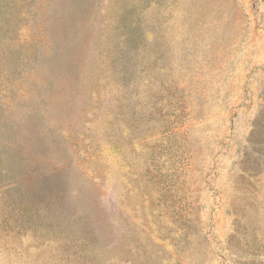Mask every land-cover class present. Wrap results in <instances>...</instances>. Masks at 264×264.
I'll return each instance as SVG.
<instances>
[{
    "label": "rangeland",
    "instance_id": "obj_1",
    "mask_svg": "<svg viewBox=\"0 0 264 264\" xmlns=\"http://www.w3.org/2000/svg\"><path fill=\"white\" fill-rule=\"evenodd\" d=\"M0 264H264V0H0Z\"/></svg>",
    "mask_w": 264,
    "mask_h": 264
},
{
    "label": "trees",
    "instance_id": "obj_2",
    "mask_svg": "<svg viewBox=\"0 0 264 264\" xmlns=\"http://www.w3.org/2000/svg\"><path fill=\"white\" fill-rule=\"evenodd\" d=\"M256 128H257V125H256ZM48 207V206H47ZM36 212H35V215H37V212L39 211V209H36L35 210ZM39 215V214H38Z\"/></svg>",
    "mask_w": 264,
    "mask_h": 264
}]
</instances>
